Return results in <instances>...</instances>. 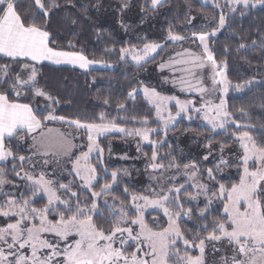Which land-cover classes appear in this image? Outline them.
Returning <instances> with one entry per match:
<instances>
[{"label":"snow or ice","instance_id":"6c2138e0","mask_svg":"<svg viewBox=\"0 0 264 264\" xmlns=\"http://www.w3.org/2000/svg\"><path fill=\"white\" fill-rule=\"evenodd\" d=\"M38 9H44L42 0H34ZM207 2V0H204ZM161 0H151V6L155 8ZM230 10L237 11L235 5H243L244 9L249 7L255 8L258 5L264 7V0H227ZM55 6V4L53 5ZM216 7H220L219 4ZM46 16L48 13L45 11ZM244 13L241 12V15ZM225 15L219 17V27L225 26ZM215 31L211 33L214 35ZM209 33L192 34L191 39H198L203 45L206 56H199L185 50L183 54L189 56L190 60H174V65L190 64L191 68H183L181 71L191 74L193 77L196 73L192 69H204L205 64H211L213 69L212 81L213 85L223 84V92H228V82L224 79V68H221L209 51L206 38ZM186 37L180 35H169V41H183ZM71 46V45H70ZM164 45L161 44H145L143 49H133L135 54L131 56V60L136 64L147 62L154 59L153 54H158V49L162 50ZM244 47V45H241ZM129 49L121 50V58H125ZM141 52L143 54H141ZM0 55L9 58L13 62L21 59L30 60L31 64H23L22 70L30 71L27 78H23L19 73L12 74V66L5 64L0 65V77L2 83L8 84L9 89L0 91V161H6L12 156V152L6 148L5 139L14 138L20 131L32 133L42 127L44 121L60 120L65 123L75 125L77 128H83L88 133L87 151L82 152L80 156L72 162V174L79 177L83 184L82 191H89L93 188L94 181H98L96 174V166L89 163L91 154L95 151L102 156L103 149L97 143L98 138L105 136L112 131H118L127 135L142 136L144 140H148L149 132H141L140 130L127 131L122 127H118L114 123H104L106 116L101 113L99 120L101 123H81L79 120L68 121L64 117H57L51 112L38 119L35 115L33 107L27 103H20L19 98L24 95L20 89H28L32 97H46L52 103L57 101L48 96L43 89L36 88L37 83V67L36 64L42 61H51L55 64L69 63L78 64L81 69H88L89 65L99 63L90 61L80 52L64 51L50 46L49 33L44 28L35 23H26L20 14L16 11L15 0H0ZM226 66V65H225ZM161 68L165 65L161 64ZM219 69V71H216ZM220 77V79H217ZM177 81H174L176 83ZM182 88L187 84L188 91H197L202 95L208 92L215 93L216 88L208 89L202 86V81L197 80V84L193 86L186 80L181 78L178 81ZM251 83V81L249 82ZM247 86V85H245ZM235 87L240 88V85ZM32 89H35L34 91ZM9 91L15 94L16 100H9ZM136 90L129 93V97H133ZM144 95L148 101L156 108V116L163 122L164 128L167 129L170 124L181 117L182 113L195 111L196 113L204 112L203 119L211 125L212 130L217 128L223 129L231 120V114L227 111L226 101L221 98L219 104L206 102L200 108H196L194 101H180L176 97L162 96L154 88H144ZM175 100V106L179 108L176 116H172L170 112L165 118L164 112L169 101ZM108 101L105 100L107 105ZM123 110L124 105H119ZM214 113V115H209ZM188 119H192L191 116ZM144 123H147L145 119ZM235 127L240 128L242 125L236 123ZM51 131V130H49ZM155 132L157 130H149ZM35 139V138H33ZM234 139L238 141L242 149L240 163L243 164V173L239 178V183L232 184L230 188H226L223 184L219 186V193L212 195L217 198L227 200L224 204L222 221L213 220L212 231L208 232V225H204L206 236H197L193 241H189L179 228L177 221L182 217L191 218V210L185 212L180 203V194L184 190V185L179 187H169L167 191L161 188L159 191L153 189L152 194L157 199H149L148 196L139 195L132 196L133 204L129 207L137 213L133 219H129L124 211V206H120L119 211L110 210L113 217L119 216V220L109 221L114 227L105 232L103 228H99L94 222V216H102L95 199L91 206L81 205L77 192H72L67 184H59V189L52 180L46 178L44 173L38 177L25 174L16 176L28 183L27 190L31 193L30 198H25L21 193L19 196L15 192H4V186L9 183L5 178L3 168H0V196L6 197L0 200V219L7 222L0 224V264H169L172 257H176L177 264H204L205 244L207 242H219L227 239L229 244L233 246L232 255L222 260L224 264H264V147L256 144L249 132H242L234 135ZM154 143V142H153ZM222 150V149H221ZM43 155H49L48 152ZM55 155V153H53ZM208 157L205 156L206 160ZM15 160L16 157L13 156ZM27 157L21 156L19 160L23 163ZM151 159L157 160V153L153 151ZM250 162L256 167L250 169ZM48 161L45 160V164ZM228 161L221 158L217 168L220 165H226ZM102 164V159H101ZM177 167L174 163H170L168 167ZM165 165L152 163L153 170L163 169ZM195 162L185 164V175L189 170L197 169ZM15 171V166H13ZM106 171V170H105ZM118 173H111L113 183L105 184L101 187L100 192H90V196L98 198L104 193L109 192L116 181ZM198 171H192L191 177L195 178ZM207 175L210 180H214L213 169H207ZM171 183V181H168ZM197 187V195L203 193L208 194L210 189L205 184L189 185ZM17 187L13 185V188ZM58 191L67 193L69 199L61 200ZM127 193V189H124ZM47 197V204L43 208H36L32 205L36 199ZM188 200L196 199V196L187 197ZM75 200V204L72 201ZM144 201V205L136 203ZM175 202V206L181 211L172 212L167 204ZM107 205V202H105ZM211 205L208 200L204 209L199 212L200 219H207V212ZM162 208L164 215L168 219V226L163 227L160 231L150 228L145 222L143 212L147 207ZM63 211H60V208ZM67 213H71L68 215ZM91 213V215L89 214ZM51 217V218H50ZM120 225H129L123 227ZM139 231H136V228ZM218 233V234H217ZM75 235L76 239L71 238ZM48 237H51L49 239ZM71 240V242H69ZM198 240V243L196 241ZM182 241L185 247V255L179 254L177 244ZM119 244V247L116 245ZM130 244H135L136 248L131 254L126 255V249ZM198 248L199 256H190L187 254L188 249ZM147 249V250H145ZM138 253H143L138 255Z\"/></svg>","mask_w":264,"mask_h":264},{"label":"trees","instance_id":"16d2710c","mask_svg":"<svg viewBox=\"0 0 264 264\" xmlns=\"http://www.w3.org/2000/svg\"><path fill=\"white\" fill-rule=\"evenodd\" d=\"M48 15L35 5L34 0H15L16 11L26 23H35L44 28L50 36V46L59 50L80 52L90 61L110 66V69H93L87 72L70 67H54L43 64L38 66L36 88L43 89L48 96L57 103L49 108L50 101L41 97H32L28 89L21 90L24 95L19 98L20 103H27L33 107L38 119L43 120L51 111L57 117H64L68 121L79 120L81 123H101L99 116L104 113V123H114L127 130H137L145 126L150 130L159 129L156 112L141 95L131 99L129 93L148 86L157 89L148 79V71L162 64L172 50L179 49L186 41H192V34L212 33L219 27V17L224 12L204 6L199 0H167L157 8L151 6V0H42ZM55 4V6H53ZM241 12L244 14L241 15ZM225 15V14H224ZM180 35L187 39L174 43L168 40L169 35ZM212 53L217 63L226 65V77L232 86L250 84L242 95L232 93L227 98L228 112L233 122L242 125L240 129L230 127L226 132L214 133L200 125V121L179 123L167 132L168 141L159 149V164L168 168L170 163L179 165L183 169L185 164L199 163L197 157L188 153L186 141L198 136L208 144L227 150L237 149L238 141L234 135L249 132L260 147H264V7L238 8L234 14L226 18L225 27L215 38L210 39ZM145 44H161L163 49L154 59L141 66L121 58L122 49H142ZM71 45V46H70ZM244 45V47H241ZM22 64L0 58V65ZM251 81V83H249ZM9 89L8 84L2 83L0 91ZM33 91L35 89H32ZM15 94L9 91V100H16ZM105 100L108 101L107 105ZM123 104L121 110L119 105ZM39 109L44 110L41 112ZM48 124L44 121L42 127ZM56 125V124H55ZM57 126V125H56ZM26 132H18L14 138L7 139L5 146L15 157L25 156V152L17 146V141ZM183 140L179 141L178 138ZM158 142L162 134L153 136ZM121 136L112 135L100 140V147L107 152L109 141H120ZM151 158L152 148L144 150ZM9 161L0 168L12 166ZM127 164L115 166L105 163L109 171L123 172ZM177 168V167H176ZM209 167L199 164L200 177L214 185L217 191L223 184L230 188L239 183L241 173L231 177L218 176L208 180L206 171ZM99 180L92 188L93 192H100L105 184H112V177L106 175L100 166H96ZM132 173V172H131ZM217 175V176H216ZM9 181L18 184L17 196L21 193L30 198L27 187L9 176ZM138 185L128 178L119 176L117 186L111 195L124 206H129L132 195L143 192ZM127 189L125 193L124 189ZM81 205L91 206L93 197L90 192L77 187ZM186 190L184 193H188ZM183 193V195H184ZM4 197L0 196V200ZM183 207L191 210V218L180 222L184 236L193 241L195 237L206 236L204 225H208V232L212 231L213 220L222 221L224 205H217L207 212V219L199 218V210L195 206ZM47 204L45 199L36 200V208H43ZM63 211V209H59ZM102 216H94L93 220L105 232L110 231L113 223L119 220L113 217L110 210L100 206ZM71 215V213H67ZM51 218V217H50ZM158 219V223L153 219ZM148 226L155 231L168 226V221L161 213H150L146 217ZM7 221L0 219V224ZM198 243V240L196 241ZM195 257L196 252L191 253Z\"/></svg>","mask_w":264,"mask_h":264},{"label":"rangeland","instance_id":"374dc122","mask_svg":"<svg viewBox=\"0 0 264 264\" xmlns=\"http://www.w3.org/2000/svg\"><path fill=\"white\" fill-rule=\"evenodd\" d=\"M166 1L167 0H161V3H159L155 8L159 7ZM199 1L204 6H211L224 12L225 20L229 14H234L236 12L230 10V6L227 4V0H207V2H204V0H199ZM217 4H219L220 7H216ZM235 7L236 9L238 8L244 9L243 5H235ZM258 8H263V7L258 5L254 9H258ZM41 11L45 12V9H42ZM224 27L219 28L217 31H215L214 35H211V33H209L210 35H208V37L206 38V43L211 53H212V46L210 39L217 37L219 33L224 29ZM133 49L135 48L129 49L130 51L126 53L125 58L123 59H127L131 61L136 66H141L145 64L146 62H141L140 64H136L134 61L131 60V56L135 54L133 51H131ZM185 50H189L191 53H194L199 56H206V53H204L203 50V45L200 43L198 39L192 41H186V43L183 44L181 48L172 50L169 53L166 60L162 63L165 65L164 68H161L160 67L161 64H160L159 66L148 71V79L150 82H152L154 85L157 86V89L155 90L160 95L169 96V97L174 96L180 101H194L195 107L200 108L206 102H210L212 104H219L221 98H223L227 104V98L232 93L236 95H242L247 89L250 88L251 86L250 84H247V86L243 85L240 88L232 86L226 77L225 65L220 63L217 64L220 65L221 68H224V72H225L224 79L227 80L229 85L228 92L226 94L223 92V88H224L223 84H217L215 86L213 85V81H212L213 69L211 67L210 62L206 63L204 69L202 70L193 68L192 71L196 73L195 77H193L189 73H185L181 71V69L183 68H191V65L190 64L174 65L173 61L177 59L190 60L191 57L189 56L177 55V54H183ZM159 51L160 50L158 49V52ZM141 54L143 53L141 52ZM153 55L155 57L157 54H153ZM150 60L151 59H149L148 61ZM61 65H65V67H70L73 69H78L83 72H87L93 69H110V66L99 63L89 65L88 69H81L78 64L61 63ZM11 66H12L13 75L19 73L23 78H27V76L30 74V71L22 70L21 67L22 64H18V65L12 64ZM36 67H37V77H38V66ZM216 71H219V69H217ZM0 78L3 79L2 77ZM181 78H183L193 86L197 84V80H201L203 87L208 89H212L213 87H215L216 91L215 93L208 92L202 95L201 93L194 90L193 91L186 90L187 84L183 86L185 90L182 91L181 90L182 85L178 82ZM217 79H220V77H217ZM174 81L177 82L174 83ZM145 87L149 88L148 86L144 85L140 89H137L134 92L133 97H131V99L133 100L135 99L136 96L141 95L144 98V100L148 102L150 107H152L156 112V108L148 101L147 97L144 95L143 90ZM21 90L23 89H20V91ZM41 98L47 100L46 97H41ZM52 104L53 103L50 101L49 108H51ZM39 110L41 112H44V110L41 109ZM178 111L179 108L175 106V100L169 101L166 106V111L164 112L165 118H167L168 112H170L172 116H176V113ZM227 111H228V105H227ZM52 112L53 111H51V113ZM209 115H214V113H209ZM189 116H191L192 119H188ZM203 116H204V112L196 113L195 111H189L187 113H182L181 117H177V119L173 121V123L170 124L167 129L164 128L163 122L160 121L159 118L156 116V120L159 123V129H157V131L155 132L149 131L150 129L147 128L148 123H143L145 124V126L142 127L141 129H138L141 132H145V131L149 132L148 140H144L142 136L127 135L125 133H121L118 131H112L106 134L105 136L98 138L97 143L99 144V147H100V140L108 136L117 135V136H121L123 139L120 141H109L108 142L109 149L107 152H104L103 150L102 156L94 151L91 154V158L89 160V163L91 165L100 166L104 170V173L106 175L111 176L112 171L107 170V167H105L106 162L112 166L128 163L127 169L125 168L123 172H117L118 175L116 177V181L114 183L113 188L109 192L102 194L98 198H93V200L95 199V202L99 207V210L101 205L108 208L109 210H113V211L120 210V206L123 204L111 195V191L118 184V178L120 175L123 176V178H128L129 180H133L138 185L137 187L141 190V192H143V194L141 195L148 196L149 199L158 198L157 196L152 194L151 190L153 189L159 191L161 188H163L164 191H167V188L169 187H179L180 185H184L185 186L184 190L180 194V203L182 204V209L185 212L189 210L183 207L182 202H184L186 205L195 206L196 208H198L199 212L201 209L205 208L208 200H211V205L208 211L212 210L217 205H221V204L224 205L225 203H227V200H224L222 198H217L212 195L213 193L218 194L219 188L217 189V191L214 190V185H212L210 182L200 177L199 164H203L213 169L214 177H215V173H217L218 176H226V177H231L238 172H240L242 175L243 164L240 163L239 158L240 156H242L243 153L240 146H238L237 149H232V150L217 148L215 146L208 144L204 139H201L200 137L193 135L192 137L186 140L188 141L186 145L188 148L187 149L188 153L191 155L193 154L194 157L196 156L199 161V163H196V165L198 166L197 169L189 170L188 174L185 175L184 168L179 169L176 168L175 166L168 168L164 167L163 169H157V170H153L151 168L152 163L159 164L158 162L159 149L168 141L167 132L170 129L174 128L179 123V121L185 120L186 122H196L199 120L200 125L212 130L211 125H209L207 121L203 119ZM45 122L48 124L47 126L41 127L39 130L33 131L31 135L27 133L26 135H23L19 138V140L17 141V146L20 150L25 152L24 157H27L29 159H26L23 163H21L19 157H16V159L14 160L13 159L14 155L12 154L10 161H14V163L12 166L10 167L8 166L4 169L5 178L9 181V176H12L19 182H22L27 187L29 182L18 178L16 176L17 172L20 173L21 176L28 174L34 177H38L41 173H44L47 179L52 180L54 182L57 189H59V184H67L70 186V190L72 192H76L75 189L77 187L83 188V184L80 181L79 177L72 174V162L75 161L76 158L80 156L82 152L87 151V145L89 143L87 139L88 133L83 128H77L73 124L65 123L60 120H49ZM232 126H235L233 119L229 120V122L225 125L223 129L217 128L216 130L214 131L212 130V131L216 134L222 133V132H226ZM127 131H133V130H127ZM158 133L162 134V139L160 142H158L156 139L153 138V136ZM178 140L182 141L183 138L179 137ZM146 148H152L153 151L157 153L156 161H153L144 151L146 150ZM45 152H48L49 155L47 156L43 155V153ZM53 153H55V155H53ZM205 156L208 157L206 160L204 159ZM221 158L228 161V163L226 165H220L219 168H217V165L219 164ZM101 159H102V164H101ZM45 160L48 161L47 164H45ZM13 166H15V171H13ZM255 167L256 166L254 164H251L250 162V169L254 170ZM192 171H198V175L195 178L191 177ZM96 174L99 178L97 170H96ZM207 179L210 180L208 178V175H207ZM168 181H171V183H168ZM97 182L98 181H94L93 182L94 185H96ZM199 184H205L208 186L210 191L208 192L207 195L203 193L197 195L198 192L197 187L189 186V185H199ZM13 185H16L17 187L13 188ZM18 188H19L18 184L9 181V183L4 186L3 190L4 192H15V194L17 195ZM186 190H189V192L186 193L185 195L184 192ZM87 192H93V189L91 188ZM58 195H60L61 200L69 199L67 193L63 191H58ZM136 196L139 195L136 194ZM189 196H196V199L188 200L187 197ZM30 197H31V193H30ZM5 198L6 197H4V199ZM39 199H45L47 201L46 196H44L43 198H38L36 200ZM75 202H76L75 200L72 201L73 204H75ZM105 202H107V205L105 204ZM136 203L140 204L141 206L144 205V201L142 200L137 201ZM132 204L133 202L131 199L129 206ZM129 206H124V211L127 213L129 219H133L137 216V213L132 211V209ZM166 207H168L172 212L181 211L180 208H177L175 206L174 201L167 204ZM61 209L63 208L61 207ZM154 212L161 213L162 215H164L162 208H152L150 206L147 207L143 212L144 222L147 225H148L146 220L147 215ZM89 214L91 215V213ZM165 218L167 219L166 216ZM189 219L190 218L188 217H182L180 220H178L177 224L179 228L181 229L180 222L182 220H189ZM153 221L158 223V219L154 218ZM120 226L127 227L129 225H120ZM136 231H139L138 227L136 228ZM48 238L51 239V237ZM76 238L78 237L73 235L71 239L74 240ZM69 242H71V240ZM116 246L119 247V244H117ZM135 248H136L135 244H130V246H128L126 249V255H129L133 251H135ZM177 248L179 249V254L181 256L185 255L186 250L182 241L177 244ZM232 248L233 246L229 244L227 239H223L219 242L206 241L205 252L203 257L204 264H224L222 257L224 258L230 257L232 255ZM193 252H196V256L200 255L198 248H192L187 250V254L190 256L191 253ZM142 254L143 253H138V255H142ZM169 264H177L176 257H172L169 260Z\"/></svg>","mask_w":264,"mask_h":264},{"label":"crops","instance_id":"0c3cea01","mask_svg":"<svg viewBox=\"0 0 264 264\" xmlns=\"http://www.w3.org/2000/svg\"><path fill=\"white\" fill-rule=\"evenodd\" d=\"M0 58L10 60L9 58L3 57L2 55H0ZM11 61H12V60H11ZM20 62H22V65L25 64V63H29V64L33 63V62H31L30 60H25V59H21ZM43 64L51 65V66H54V67H65V65L55 64V63H53V62H51V61H42V62L37 63L36 66L43 65ZM20 132H21V131H20ZM22 132H26V133H28L27 131H22ZM28 134L31 135L32 133H28ZM7 139H9V138H6L5 141H6ZM11 157H12V156L8 157V159H7L6 161H0V165H4V164H6L7 162H9L10 159H11Z\"/></svg>","mask_w":264,"mask_h":264}]
</instances>
